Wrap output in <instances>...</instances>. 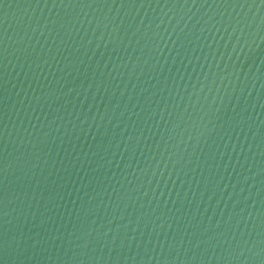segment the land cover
<instances>
[{
  "label": "water",
  "instance_id": "1",
  "mask_svg": "<svg viewBox=\"0 0 264 264\" xmlns=\"http://www.w3.org/2000/svg\"><path fill=\"white\" fill-rule=\"evenodd\" d=\"M0 264H264V0H0Z\"/></svg>",
  "mask_w": 264,
  "mask_h": 264
}]
</instances>
